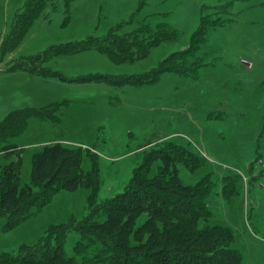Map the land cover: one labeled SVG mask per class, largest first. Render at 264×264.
Masks as SVG:
<instances>
[{"label":"rangeland","instance_id":"obj_1","mask_svg":"<svg viewBox=\"0 0 264 264\" xmlns=\"http://www.w3.org/2000/svg\"><path fill=\"white\" fill-rule=\"evenodd\" d=\"M25 1L0 0V122L16 110L64 101L67 105L56 112L58 124L29 120L27 130L11 140L23 149L20 185L30 184L31 157L43 147L81 148L98 160L101 203L125 190L147 155L173 143L202 162L193 173L176 167L184 185L193 186L207 176L214 183L206 199L211 217L199 226L229 228L231 247L242 264H264V0H71L69 5L53 0L19 46L2 52ZM202 15L222 25L208 31L198 51L203 67L196 77L165 72L152 85L108 83L150 72L173 53L185 51ZM160 23L177 31V41L154 47L138 61L127 63L135 51L125 48L127 59L120 65L96 51L59 55L33 64L54 78L40 77L51 81L47 83L11 71L52 46L88 37L122 40ZM8 154V159L0 154V170L17 159ZM159 166L161 161L155 160L150 175ZM82 170H90L88 158ZM90 195L85 188L60 191L12 230H4L6 219H0V253H16L23 244H36L51 226L83 219ZM145 219L140 216L137 224ZM78 241L76 233L68 234L67 257Z\"/></svg>","mask_w":264,"mask_h":264},{"label":"trees","instance_id":"obj_2","mask_svg":"<svg viewBox=\"0 0 264 264\" xmlns=\"http://www.w3.org/2000/svg\"><path fill=\"white\" fill-rule=\"evenodd\" d=\"M52 1L26 0L1 51L6 53L16 49ZM70 1L65 0L66 5ZM220 25L219 20L202 15L185 51L173 53L150 72L117 77L108 83L116 87L152 85L165 72L180 77H196L203 67L197 53L208 31ZM140 29L122 40L88 37L81 42L52 46L41 55L26 60L27 65H15L11 71L53 78L33 64H42L59 55L96 51L113 64L120 65L124 61L122 59H127L122 54L123 48V51H135L132 57H128L127 63H131L145 58V54L154 47L178 39L177 31L165 23L158 24L154 30L149 26ZM57 80L62 79L57 77ZM61 105L66 106L67 102L39 109L16 110L0 122V154L5 159L10 157L9 151L17 156L15 161L0 170V219H6L4 230H12L40 212L58 192L80 188L91 192L87 215L79 221L71 218L65 224L51 226L36 244H23L16 253H0V264H242L240 254L231 247L233 232L229 228L199 226L201 220L211 217L206 199L214 183L209 176L193 186L182 183L177 166L181 165L191 173L202 166L200 158L185 147L166 143L161 149L151 152L144 158L143 165L132 172L125 190L101 203L97 202L100 188L98 160L81 148L43 147L32 155L30 184L22 187L23 149L12 144L11 140L27 130L29 120L58 124L56 112ZM84 158L90 162L87 172L82 170ZM155 160H160L161 166L154 175H150V165ZM142 215H146L145 221L137 224ZM70 233H76L79 241L72 248V256L67 257L64 245Z\"/></svg>","mask_w":264,"mask_h":264},{"label":"crops","instance_id":"obj_3","mask_svg":"<svg viewBox=\"0 0 264 264\" xmlns=\"http://www.w3.org/2000/svg\"><path fill=\"white\" fill-rule=\"evenodd\" d=\"M20 73H22V72H20ZM23 75H28V74H26V73H22ZM29 77V79H33L32 81H36L35 79H37V80H39V81H43V82H45V83H47L48 81L49 82H51L50 80H45V79H42V78H40V77H36V76H28ZM53 81V80H52ZM47 97H49V96H47Z\"/></svg>","mask_w":264,"mask_h":264}]
</instances>
